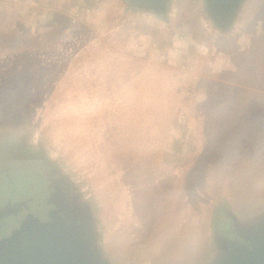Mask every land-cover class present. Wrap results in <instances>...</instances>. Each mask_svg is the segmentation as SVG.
<instances>
[{
	"label": "rangeland",
	"instance_id": "1",
	"mask_svg": "<svg viewBox=\"0 0 264 264\" xmlns=\"http://www.w3.org/2000/svg\"><path fill=\"white\" fill-rule=\"evenodd\" d=\"M197 5L165 23L125 0H0L18 37L0 39V150L49 161L105 251L117 232L130 254L192 242L204 264L221 213H264V0L222 37Z\"/></svg>",
	"mask_w": 264,
	"mask_h": 264
},
{
	"label": "water",
	"instance_id": "2",
	"mask_svg": "<svg viewBox=\"0 0 264 264\" xmlns=\"http://www.w3.org/2000/svg\"><path fill=\"white\" fill-rule=\"evenodd\" d=\"M183 1L125 0L123 12L169 23ZM192 1L220 37L232 34L243 7L251 2ZM42 164L49 167L47 175L54 193L40 206L25 202L0 209V264H200L206 260L205 251L197 255L192 251V242L186 243L183 250L170 246L160 254H130L120 246L117 232L105 251L90 205L70 188L49 161ZM213 226L215 247L204 264H264V213L238 217L227 211ZM227 226L232 234L226 231Z\"/></svg>",
	"mask_w": 264,
	"mask_h": 264
},
{
	"label": "flooded vegetation",
	"instance_id": "3",
	"mask_svg": "<svg viewBox=\"0 0 264 264\" xmlns=\"http://www.w3.org/2000/svg\"><path fill=\"white\" fill-rule=\"evenodd\" d=\"M48 175L38 161L29 159L22 150H0V209L28 203L43 205L52 197ZM226 231L232 234L227 226Z\"/></svg>",
	"mask_w": 264,
	"mask_h": 264
},
{
	"label": "trees",
	"instance_id": "4",
	"mask_svg": "<svg viewBox=\"0 0 264 264\" xmlns=\"http://www.w3.org/2000/svg\"><path fill=\"white\" fill-rule=\"evenodd\" d=\"M17 31H13V34H8L6 33L5 29L0 27V39L1 40H13V39H16L18 38L17 37Z\"/></svg>",
	"mask_w": 264,
	"mask_h": 264
}]
</instances>
